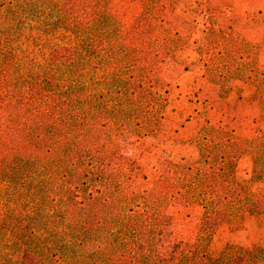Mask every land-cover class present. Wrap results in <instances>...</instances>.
<instances>
[{"label":"rangeland","instance_id":"374dc122","mask_svg":"<svg viewBox=\"0 0 264 264\" xmlns=\"http://www.w3.org/2000/svg\"><path fill=\"white\" fill-rule=\"evenodd\" d=\"M9 1L0 0V245L3 244L0 252L3 255L15 253L16 243L28 239L29 233L20 225L29 223L31 211L23 200L26 197L16 189L21 188L17 185L20 174L33 182L27 177L34 169L30 159L43 156L33 142L51 133L61 139L68 138L75 146L80 142L76 130L60 122L63 113L84 106V111L96 114L90 132L99 136L97 144L105 134L111 137L113 145L120 147L124 165L137 179L140 191L156 185L165 175L185 185L189 178L209 181L217 177V171L203 162L201 171L198 170L197 161L202 153L194 138L205 135L204 142L207 135L213 141L226 136L248 141L264 139V118L256 86L235 75L227 76L224 83L205 76L206 62L212 53L233 50L238 55L235 49L246 59L256 57L264 71L261 27L264 0H257V7L253 0H106L103 16L107 17L106 35L111 45L125 43L126 48L137 50L143 46L150 48L157 41L162 47L160 58L149 59L142 69L135 71L149 75L148 80L141 82L146 87L148 81L155 83L158 96L151 99L141 89H135L140 82L132 80L131 91H138L132 97L135 106L126 107L123 119L129 121L141 112L139 106L146 101L150 107L145 109L147 118L144 114L133 118L136 120L131 124H139L133 127L128 122L119 134L108 128L107 114L118 117L121 114L118 103L125 101L126 105L130 95L110 99L106 108L100 105L98 98L103 92L116 91L113 86L105 89L107 86L102 85L106 72L110 75L120 72L116 65L106 67L105 62H100L106 49L88 65L87 58L100 51L99 47L86 46L82 36L68 28H44L31 19L24 28H16L18 20L9 12ZM29 1L33 0H24ZM62 2L67 12H76L81 6L80 0H58ZM101 17L97 15L96 19ZM246 21L255 23L253 31ZM235 25H240V29ZM98 27L93 29L96 36ZM22 76L25 80L17 81ZM81 83L87 90H81ZM64 92L74 98L65 109L60 104ZM253 165L251 156L239 159L229 177L235 182H229L227 195L239 192L238 183L248 185L260 211L241 214L218 229L211 247L216 256L229 246L249 249L264 246V182L252 180ZM177 202L172 220L149 236L148 256L156 264L177 262L182 246L197 236L204 206L187 200ZM47 222L45 233L55 228L51 220ZM61 264H68V260Z\"/></svg>","mask_w":264,"mask_h":264},{"label":"trees","instance_id":"16d2710c","mask_svg":"<svg viewBox=\"0 0 264 264\" xmlns=\"http://www.w3.org/2000/svg\"><path fill=\"white\" fill-rule=\"evenodd\" d=\"M80 3L78 11L67 12L64 3L60 4L58 0H10L9 12L18 20L16 28H24L31 19L44 28H68L81 35L86 46L99 47L100 51H94V55L87 58L88 65L106 49L100 62H105L106 67L114 64L120 72L117 75L106 72L102 85L107 86L105 89L113 86L116 91L103 92L98 98L100 105L106 108L110 99L130 95L126 105L125 101L118 103L121 111L118 117L114 113L107 114L108 128L119 134L128 122L133 127L139 124H131L136 120L133 118L141 114L147 118L145 109L150 107L146 101L145 106H139L141 112L129 121L123 119L126 107L135 106L132 97L138 91H131L132 80L140 82L135 89H141L140 92L151 99L153 95L158 96L155 83L148 81L146 87L141 82L148 80L149 75L135 71L142 69L149 59L160 58L162 47L157 41H153L150 48L143 46L137 50L126 48L125 43H117L114 47L108 41L107 17L103 16L108 2L80 0ZM97 15L102 17L96 19ZM97 25L99 35L96 36L93 29ZM235 50L240 56L233 50L232 53H212L206 62L205 76L224 83L227 76L235 75L245 83L255 85L264 118V71L256 57L246 59L238 49ZM22 77L17 81L25 80ZM80 85L82 91L87 90L84 84ZM70 96L68 92L62 93L60 104L64 109L74 100L73 95ZM83 107L60 116L63 125L76 130V139L80 140L77 146L55 133L33 142L43 156L30 159L34 169L27 177L33 182L20 174L17 185L21 188L16 189L26 197L23 200L31 211L29 223L20 225L29 233L28 239L18 241L13 254L0 252V264H61L63 260H68V264H156L148 256L149 236L172 220L179 200L203 205L204 213L195 240L185 243L179 260L171 264H264V246L251 249L229 246L217 256L211 252L213 237L221 226L241 214L253 215L260 211L248 185L238 183V193H227L230 184L235 182L229 177L239 159L246 155L254 161L252 180L264 182V139L248 141L226 136L223 140L213 141L207 135L209 142H204L205 135L194 138L202 153L197 161L198 170L201 171L203 162L217 171V177L209 181L189 178L185 185L165 175L156 185L140 191L137 179L124 165L120 147L111 143V137L104 134L97 144L99 136L90 132L96 114L84 111ZM228 147L232 149L228 150ZM193 171L191 167L190 172ZM47 220H51L55 228L45 233L49 226L45 223Z\"/></svg>","mask_w":264,"mask_h":264},{"label":"crops","instance_id":"0c3cea01","mask_svg":"<svg viewBox=\"0 0 264 264\" xmlns=\"http://www.w3.org/2000/svg\"><path fill=\"white\" fill-rule=\"evenodd\" d=\"M246 1H250V0H246ZM254 2H253V5L255 6V7H257V0H253ZM261 9H263V8H261ZM250 20V19H249ZM250 22V21H249ZM235 23V22H234ZM246 23H247V21H246ZM247 24H249L248 26L250 27V28H252L253 26H255V23L254 22H251V23H247ZM263 26H261L262 27V29H263V31H264V20H263ZM237 28H239L240 29V25H235ZM251 31H253V28L251 29ZM252 34V33H251ZM253 37V34L252 35H249V37H250V39L248 40L249 42H251V39H252V37ZM257 36V35H256ZM255 36V37H256ZM262 40L264 41V32H263V34H262ZM255 42V40L253 39L252 40V43H254ZM257 44V43H256Z\"/></svg>","mask_w":264,"mask_h":264}]
</instances>
